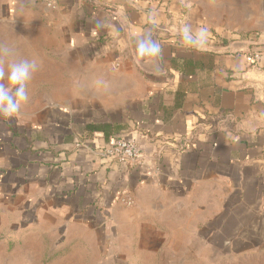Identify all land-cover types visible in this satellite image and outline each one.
Here are the masks:
<instances>
[{"label":"crops","instance_id":"obj_1","mask_svg":"<svg viewBox=\"0 0 264 264\" xmlns=\"http://www.w3.org/2000/svg\"><path fill=\"white\" fill-rule=\"evenodd\" d=\"M148 37L160 52L140 58ZM251 50L264 0H0V83L36 64L19 113L0 114V264H264ZM117 136L141 164L102 155Z\"/></svg>","mask_w":264,"mask_h":264},{"label":"clouds","instance_id":"obj_2","mask_svg":"<svg viewBox=\"0 0 264 264\" xmlns=\"http://www.w3.org/2000/svg\"><path fill=\"white\" fill-rule=\"evenodd\" d=\"M182 35L185 43L200 45L206 39V29L199 30L193 36L189 27L185 26ZM136 52L140 58L155 57L160 52V46L148 37L138 43ZM35 69V62L27 60L15 61L8 66L6 79L10 86L0 83V114L10 117L19 113L22 103L28 99L26 84L31 79ZM4 79L5 71L0 67V81Z\"/></svg>","mask_w":264,"mask_h":264},{"label":"built area","instance_id":"obj_3","mask_svg":"<svg viewBox=\"0 0 264 264\" xmlns=\"http://www.w3.org/2000/svg\"><path fill=\"white\" fill-rule=\"evenodd\" d=\"M47 9H55L58 0H40ZM245 59L253 65L264 64V52L261 50H251L246 53ZM117 64H114V67ZM102 155L119 164H141L143 155L142 148L135 140L126 136L112 138L106 147L102 149ZM116 199L123 205L130 206L134 203L133 196L129 192L118 193Z\"/></svg>","mask_w":264,"mask_h":264}]
</instances>
